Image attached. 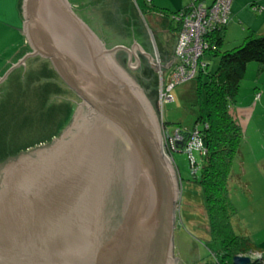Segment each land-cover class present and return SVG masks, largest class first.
Instances as JSON below:
<instances>
[{
  "label": "water",
  "instance_id": "water-1",
  "mask_svg": "<svg viewBox=\"0 0 264 264\" xmlns=\"http://www.w3.org/2000/svg\"><path fill=\"white\" fill-rule=\"evenodd\" d=\"M22 15L30 53L0 83L41 58L81 103L49 148L0 167V264H178V174L153 106L127 72L139 56L152 67L153 58L136 43L107 48L69 0H23Z\"/></svg>",
  "mask_w": 264,
  "mask_h": 264
},
{
  "label": "rangeland",
  "instance_id": "rangeland-1",
  "mask_svg": "<svg viewBox=\"0 0 264 264\" xmlns=\"http://www.w3.org/2000/svg\"><path fill=\"white\" fill-rule=\"evenodd\" d=\"M123 1L122 5H117L112 0L99 1L97 6L100 9L97 10L100 15L97 13V18L104 19L108 27H112L110 34L115 35L118 33L116 28L124 30V24L119 23L120 19V22L124 21L123 17L119 18L124 13L130 21L127 31L132 44L145 43V48L152 53L153 67L151 64L146 66L140 63V67L131 69L128 75L142 89L154 108L162 129L164 149V127L170 135L180 129L192 130L205 105L203 84L207 79L202 78L201 86L196 80L176 86L169 93L173 98L172 102L161 106L160 80L165 72L159 73V70L164 71V68L171 65L169 62L175 47L172 30L175 25L171 24L170 16L178 9H169L162 3L156 7L161 14L137 17L130 0ZM76 3L79 4L73 0V4ZM187 4L189 3L185 1L184 7ZM246 7L245 4L243 8ZM87 12L89 10H79L76 14L85 13L88 18ZM250 15L258 17L259 14ZM240 20L241 18L236 17V12H233L220 53L241 46L253 32L248 29V20ZM113 21L115 24H111ZM116 39L108 37L109 42H106L111 43ZM156 49L159 56L156 55ZM118 56L122 58L117 55L116 62L124 65ZM206 61L207 72L214 74L219 58L207 55ZM80 103L75 94L63 84L50 63L41 58L33 62L30 60L22 75L14 74L5 84L2 82L0 167L4 166L5 161L16 159L22 154L49 148L69 127ZM232 108L234 112H238L237 120L243 132L240 155L233 163V181L229 188V200L236 212L232 226L237 235L247 236L254 245L264 250V67L254 62L247 65ZM180 138L183 144L187 136L182 135ZM193 158L197 166L194 170L186 152L173 154L180 184L179 199L174 211L173 258L178 264H213L212 252L217 251L219 245L214 244L208 234L202 190L193 177L194 172L196 177L199 176L203 158L196 152H193Z\"/></svg>",
  "mask_w": 264,
  "mask_h": 264
},
{
  "label": "trees",
  "instance_id": "trees-1",
  "mask_svg": "<svg viewBox=\"0 0 264 264\" xmlns=\"http://www.w3.org/2000/svg\"><path fill=\"white\" fill-rule=\"evenodd\" d=\"M79 3V0H76ZM136 9L141 16L145 14H161V11L148 4L146 0H134ZM232 3V0H231ZM189 5V4H188ZM80 9L86 11V7ZM187 6L170 16L171 24H174L172 36L176 38L180 23L173 19V16L180 12H185ZM231 8V7H230ZM135 9V10H136ZM250 10L255 13H261L263 7L251 5ZM99 10H92V18H87L85 22L104 41L107 48H112L118 44L129 45L126 38L129 37L127 24L123 25L124 30L119 29L115 35L110 34L111 28L108 23L97 18ZM124 13L119 15L123 17ZM231 20V14H230ZM229 20V21H230ZM113 21L111 24H115ZM229 22L212 33L209 38V50L205 52V58L218 57L219 64L214 74L207 72L199 74L196 80L201 86L202 78L206 77L207 82L203 84L205 90V105L192 127L200 133L199 138L205 148V154L200 174L196 177L193 174L194 181L197 183L203 194V210L207 217L208 234L214 244H218V250L212 252L214 257L213 264H233V258L236 256H248L254 253H262L261 261L251 264H264V251L254 245L247 236L237 235L232 226V220L236 215L235 209L229 200V188L233 181V163L240 155V149L243 141V132L237 120V115L232 106L238 94L241 81L249 63H257L264 67V34L251 32L244 40L241 46L220 53L224 43V35ZM115 32V31H114ZM113 37L116 40L108 43L107 38ZM108 41V42H106ZM120 54L122 52H119ZM233 109V110H232ZM184 131L183 134L189 133ZM191 131V130H190ZM197 166H195L196 168ZM194 170V169H193Z\"/></svg>",
  "mask_w": 264,
  "mask_h": 264
},
{
  "label": "built area",
  "instance_id": "built-area-1",
  "mask_svg": "<svg viewBox=\"0 0 264 264\" xmlns=\"http://www.w3.org/2000/svg\"><path fill=\"white\" fill-rule=\"evenodd\" d=\"M150 4V0H146ZM231 0H190L184 13L180 12L173 16L175 21L180 23L179 30L175 38L171 65L164 68L159 73H164L160 80V101L164 103L172 102L170 92L176 87L189 80H194L199 74L206 71L208 63L205 52L209 50V36L225 26L230 20ZM161 66V65H160ZM259 98V96H258ZM177 130L170 135L165 127L163 134L165 137L164 153L174 165L173 154L176 152H186L191 161L192 168L195 169L193 152L200 156L205 154V148L199 138L197 129L187 131ZM187 136L186 142H180V136ZM254 262L263 259L262 253L248 255Z\"/></svg>",
  "mask_w": 264,
  "mask_h": 264
},
{
  "label": "crops",
  "instance_id": "crops-1",
  "mask_svg": "<svg viewBox=\"0 0 264 264\" xmlns=\"http://www.w3.org/2000/svg\"><path fill=\"white\" fill-rule=\"evenodd\" d=\"M99 1L101 0H79V4H76L81 6V8L86 7L85 9L87 11L89 10V13L87 12L88 18L90 20H94L95 17L93 16L92 18V10L100 9L97 6L99 4ZM185 1H187V3L190 2V0H150V3L154 8L164 3L169 9H178L177 11H179L183 9ZM112 2L116 3L117 5H122L121 2L124 3L123 0H112ZM22 4L23 0H0V79L5 73L9 71L11 67L15 66L26 54L30 53L29 46L22 31L24 22V18L22 15ZM245 4L247 5V7L243 8ZM130 5L131 8L135 11L134 15L138 17L140 13L136 9L134 0H130ZM251 5L263 7V11L261 13H258V17H253L252 15H250V13L255 14L250 10ZM231 7V20L233 12H236V17L241 18L240 21H244V19L248 20L247 26L249 30L253 31V33L256 34H264V0H232ZM90 15L91 17H89ZM98 15H100V13H98ZM123 18L125 24L129 26L130 21L128 18H126L125 14L123 15ZM126 40L127 42L129 41V45L121 43L116 46H124L126 48H130L133 45L131 38L128 37L126 38ZM138 45L142 49L143 53H146L153 58L152 53L145 48V43H139ZM136 53L139 56L137 50ZM156 55L159 56L157 49ZM35 59L38 58L28 59L25 62V66H27L30 60L33 62V60ZM25 66L14 69L3 81V83L5 84V82L9 80L10 76L14 74L19 76L20 73V75H22L24 73ZM17 79H19V77Z\"/></svg>",
  "mask_w": 264,
  "mask_h": 264
},
{
  "label": "flooded vegetation",
  "instance_id": "flooded-vegetation-1",
  "mask_svg": "<svg viewBox=\"0 0 264 264\" xmlns=\"http://www.w3.org/2000/svg\"><path fill=\"white\" fill-rule=\"evenodd\" d=\"M74 1H76V0H74ZM69 2H70V4L72 5V7H73V9H74V11H75V13H77V12H79V10L81 11V9H80V7H79V5H77V4H73V0H69ZM78 16L85 22V19L87 20V17L85 16V13L84 14H82V13H79L78 14ZM86 23V22H85ZM87 24V23H86ZM88 25V24H87ZM89 26V25H88ZM124 53V52H123ZM117 55H121L122 56V58L121 57H119V59L121 58L122 60H123V64L124 65H121V66H123L124 67V69L126 68V70H127V68H128V62H127V59H128V56H127V54H120L119 52L116 54V56ZM116 56H115V58H116ZM139 58H140V61H141V65H142V63L144 64V65H148L147 64V59L146 58H144V57H140L139 56ZM119 59H118V61H119ZM117 60V59H116ZM132 61H134V59H132ZM118 64H120V63H118ZM128 73L130 72V71H127Z\"/></svg>",
  "mask_w": 264,
  "mask_h": 264
}]
</instances>
